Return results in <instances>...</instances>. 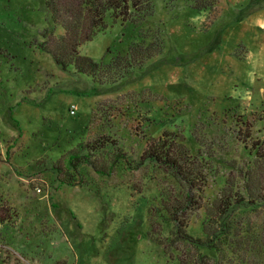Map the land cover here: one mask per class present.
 Instances as JSON below:
<instances>
[{
  "label": "rangeland",
  "instance_id": "obj_1",
  "mask_svg": "<svg viewBox=\"0 0 264 264\" xmlns=\"http://www.w3.org/2000/svg\"><path fill=\"white\" fill-rule=\"evenodd\" d=\"M50 25L47 0H0V264H172L149 212L161 192L187 193L178 179L151 165L109 176L87 167L71 186L56 165L104 134L134 165L151 137L180 135L206 159L213 200L226 164L252 161L247 134V144L262 136L264 0H156L142 22H109L83 54L107 65L150 49L115 85L60 68L40 47ZM239 214L264 227V212ZM203 216H191L195 238ZM158 223L169 238L174 223Z\"/></svg>",
  "mask_w": 264,
  "mask_h": 264
},
{
  "label": "trees",
  "instance_id": "obj_2",
  "mask_svg": "<svg viewBox=\"0 0 264 264\" xmlns=\"http://www.w3.org/2000/svg\"><path fill=\"white\" fill-rule=\"evenodd\" d=\"M156 0H47L50 27L43 33L40 47L52 55L55 63L67 71L92 78L99 86L118 84L133 69L143 65V57L150 49L133 47L124 56L117 55L109 64L96 62L83 54L82 48L109 28L117 24L137 23L153 12ZM99 107L96 113H104ZM247 124V123H246ZM114 126L108 125V129ZM250 139L251 137H245ZM252 161L228 162V174L223 187L213 200L204 196L208 174L206 159L193 155L180 135L164 133L151 137L139 161L134 164L110 134L93 142H83L69 153L67 162L56 165L59 181L74 186L79 184L82 171L92 168L100 176H109L117 167L129 170L141 166H157L178 179L187 193L173 196L161 192L158 205L150 209L152 238L164 248L172 264H261L256 255L264 254V227L257 228L242 212H264V128L262 136L251 144ZM66 164V166H65ZM82 182V180L80 181ZM203 212L202 238L189 232L191 216ZM159 218L175 225L173 234L163 238L156 230ZM190 247L187 255L179 245ZM206 249L209 253L203 252ZM174 250V251H173Z\"/></svg>",
  "mask_w": 264,
  "mask_h": 264
}]
</instances>
